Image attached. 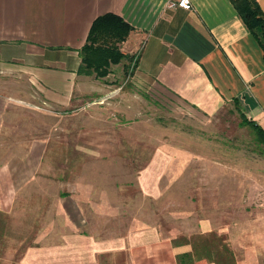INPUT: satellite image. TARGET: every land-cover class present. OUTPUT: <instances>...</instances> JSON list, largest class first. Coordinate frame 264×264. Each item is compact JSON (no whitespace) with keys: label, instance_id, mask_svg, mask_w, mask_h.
<instances>
[{"label":"rangeland","instance_id":"1","mask_svg":"<svg viewBox=\"0 0 264 264\" xmlns=\"http://www.w3.org/2000/svg\"><path fill=\"white\" fill-rule=\"evenodd\" d=\"M125 54L102 76L86 73L101 93L65 107L20 65L0 63V251L58 230L108 235L153 221L177 241L190 234L217 264L243 263L250 236L248 256L261 264L264 142L233 101L209 115L140 88L135 54ZM155 151L160 161L149 164ZM149 187L159 189L155 200ZM200 219L220 231L198 232Z\"/></svg>","mask_w":264,"mask_h":264},{"label":"crops","instance_id":"2","mask_svg":"<svg viewBox=\"0 0 264 264\" xmlns=\"http://www.w3.org/2000/svg\"><path fill=\"white\" fill-rule=\"evenodd\" d=\"M256 1L264 14V0ZM104 12L132 27L119 48L135 54L134 84L209 115L233 101L264 130L262 49L230 0H190L188 8H168L164 0H0V63L20 65L29 82L58 106L95 97L101 81L77 72L78 48L90 21ZM158 153L149 164L160 161ZM148 172V178L156 177ZM144 190L154 200L159 193L157 187ZM213 223L200 219L195 226L218 233ZM189 235L177 241L153 221L108 235L58 230L50 240L27 242L16 253L1 250L0 264H217L194 249ZM263 236L255 240L264 243ZM249 241L246 259L237 264L256 263L248 256L254 252L250 236ZM259 260L264 264V253Z\"/></svg>","mask_w":264,"mask_h":264},{"label":"trees","instance_id":"3","mask_svg":"<svg viewBox=\"0 0 264 264\" xmlns=\"http://www.w3.org/2000/svg\"><path fill=\"white\" fill-rule=\"evenodd\" d=\"M245 27L255 37L262 49L264 60V14L256 0H230ZM131 25L113 12L96 15L88 26L84 42L78 48L79 73H94L102 76L112 63L127 57L119 48ZM259 139L264 142V130L254 121L247 119Z\"/></svg>","mask_w":264,"mask_h":264},{"label":"built area","instance_id":"4","mask_svg":"<svg viewBox=\"0 0 264 264\" xmlns=\"http://www.w3.org/2000/svg\"><path fill=\"white\" fill-rule=\"evenodd\" d=\"M164 5L168 8L176 6L188 8L190 6V0H164Z\"/></svg>","mask_w":264,"mask_h":264}]
</instances>
